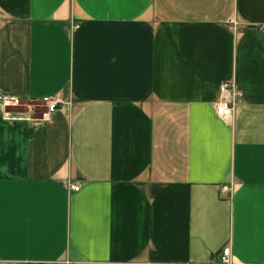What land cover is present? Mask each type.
Returning a JSON list of instances; mask_svg holds the SVG:
<instances>
[{
    "label": "crops",
    "instance_id": "0c3cea01",
    "mask_svg": "<svg viewBox=\"0 0 264 264\" xmlns=\"http://www.w3.org/2000/svg\"><path fill=\"white\" fill-rule=\"evenodd\" d=\"M260 24L264 0H0V96L64 102L0 106V264H264Z\"/></svg>",
    "mask_w": 264,
    "mask_h": 264
},
{
    "label": "built area",
    "instance_id": "2783aa9c",
    "mask_svg": "<svg viewBox=\"0 0 264 264\" xmlns=\"http://www.w3.org/2000/svg\"><path fill=\"white\" fill-rule=\"evenodd\" d=\"M256 30L264 33V24L257 25ZM219 99L215 104L214 112L215 115L219 118H232L237 107L241 103L242 94L240 90L233 83H222L219 86ZM23 101L18 99L17 97H8V96H0V106L4 108V116L6 119H46L56 108L64 104V102L58 97H43L40 101V106H42V110L37 114L38 117H34L33 107L30 103L26 106V109L22 111H6V108H17L22 106ZM24 103V102H23ZM37 106V105H36ZM70 191L77 192L79 190V186L76 184H71L69 186ZM227 191L226 188H224ZM218 264H234L232 257L230 255V251L228 247H223L218 256Z\"/></svg>",
    "mask_w": 264,
    "mask_h": 264
},
{
    "label": "rangeland",
    "instance_id": "374dc122",
    "mask_svg": "<svg viewBox=\"0 0 264 264\" xmlns=\"http://www.w3.org/2000/svg\"><path fill=\"white\" fill-rule=\"evenodd\" d=\"M22 106H20V107H17V108H6V111H8V112H12V111H22V110H24V109H26V106H27V104L26 103H23L22 102ZM28 105H29V103H28ZM30 105L31 106H33L34 104L33 103H30ZM39 106V105H38ZM40 107H42V106H40ZM40 111V110H39ZM39 111H35L34 113H33V116H35V115H37L38 113H39ZM4 119H6V117L4 118Z\"/></svg>",
    "mask_w": 264,
    "mask_h": 264
}]
</instances>
